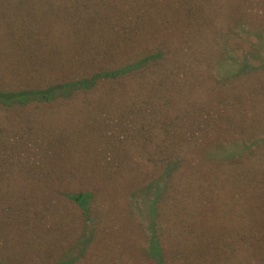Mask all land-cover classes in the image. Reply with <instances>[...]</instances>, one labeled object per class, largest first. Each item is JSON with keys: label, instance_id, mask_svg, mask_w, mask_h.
I'll use <instances>...</instances> for the list:
<instances>
[{"label": "rangeland", "instance_id": "rangeland-1", "mask_svg": "<svg viewBox=\"0 0 264 264\" xmlns=\"http://www.w3.org/2000/svg\"><path fill=\"white\" fill-rule=\"evenodd\" d=\"M156 1L158 11L163 0ZM219 3L227 15H211L202 30L185 21L178 32L135 30L141 43L154 31L165 50L145 70L136 105L0 106V263L148 264L146 211L158 185L171 180L175 156L185 173L176 194L169 189L172 205L184 204L191 226L198 220L205 255L212 257L220 216L234 199L244 196L252 218L253 176L261 192L254 214H264V0ZM148 7L144 0H0V87H43L114 68L115 57L105 62L110 41L132 32ZM157 103L167 113L151 109ZM242 119L250 123L237 127ZM159 124L171 144L153 169L149 143ZM172 128L181 131L176 145ZM219 144L233 155L218 154ZM241 171L244 180L234 174ZM84 191L92 193L86 216L65 198Z\"/></svg>", "mask_w": 264, "mask_h": 264}, {"label": "trees", "instance_id": "trees-1", "mask_svg": "<svg viewBox=\"0 0 264 264\" xmlns=\"http://www.w3.org/2000/svg\"><path fill=\"white\" fill-rule=\"evenodd\" d=\"M144 1L148 3L149 7L145 11V14L138 13L136 19L131 22L133 23L134 30L132 32L127 31L123 38L117 37L115 40L110 41L111 47L109 45L108 48L110 49L108 53L111 55L109 57L105 56V62L109 66V61L112 57H115V62L111 63L116 65L114 68L100 69L98 72H93L90 75L77 77L66 82H50L43 87L30 86L27 89H6L0 87V106L24 107L31 104H65L71 101L84 104L93 103L95 105L92 107L96 109L105 106L109 107L112 106L110 104L115 105V102L119 103L120 101L121 103L130 101L134 104L129 105H136L140 97L138 90L142 85L143 89L147 87L146 82L144 84L142 82L143 78L146 77L145 70L150 68L151 65L157 66L165 50L163 46H158L160 40L159 37L153 36L154 31L149 32V37L145 34V41L143 40L141 43L140 40L136 41L133 39L132 35L136 34L135 30L140 29L139 32L147 30L143 28H146L147 24L156 25L158 28H166L170 25L169 28L174 26L172 32H178L179 25L176 26V24L183 21L188 22L190 25L195 23L194 26L198 24L199 30H202V27L206 28L212 23V20H210L211 15L215 16L216 13L222 11L227 15L226 10H228L224 8V4L219 3L226 0H163L158 11L154 8L156 0ZM75 2L76 4L78 3L77 1ZM151 10H153V15L149 17L148 13ZM87 49L89 50V48ZM140 84L142 85L139 86ZM139 101L142 100L140 99ZM151 109H154L160 115L167 113V110H161V105H158V103L157 105H152ZM61 116L63 117L64 115ZM76 116L80 115L76 114ZM248 123L250 122L242 119L236 125L237 127H245ZM157 128L160 130L157 131L160 136L156 135V140L154 142L151 140L149 143V146L152 145V149H154L153 156L150 158L153 169L156 168L158 162L163 161L171 144L167 139L162 140L163 136L161 133L165 130L164 127L159 124ZM172 130H174L172 142L176 145V140L181 137V135L180 137L178 136L181 131L176 128H172ZM259 141L260 143L264 142V137L260 138ZM251 144L255 145V142L254 144L251 142ZM246 145H248L245 146L247 149L252 147L249 143ZM238 146L239 144H237ZM235 149L236 147L234 148V155H236ZM216 150L223 157L225 155H233L230 149H226L220 144L216 147ZM176 157H174L172 163L169 162L167 164L168 168L172 166V168H169L167 176L168 178L171 177V180H165L164 183L161 182L158 185L156 197L146 211L148 234L146 246L143 249V256L148 261V264H264V234L262 233L264 214L260 216L254 214V209H256L261 193L260 191L258 192L260 183L255 180L256 176H253L254 180L250 186L255 193V203L254 199H251L253 207L252 218H250V212L243 208V195L240 198L234 199L233 207H225L222 213L223 219L220 216L221 224L217 229H220V232L215 228L219 239L217 244L210 247V249L215 248L213 252H209L212 255L211 257L205 255L200 250L203 248L204 234L201 228V234L197 235L198 228L195 227V223L198 220L195 219L194 225L191 226L190 221L192 218L187 216L186 211L183 210L184 204L182 203L181 206L172 205L173 195L169 189L172 191L175 188L173 194H176L182 185L185 173L183 171L185 164H180L179 166ZM132 168L133 163L131 162L129 171ZM241 172L242 174H234L241 175L240 180H244L246 176L243 175V171ZM141 176L143 175L141 174ZM177 176H180L178 179L179 183L173 182ZM191 176L196 179L195 175L191 174ZM236 176H234V181L239 180ZM238 185H240L239 181ZM237 193L240 194L242 192ZM165 197L169 199H165ZM65 198L75 205L84 216L87 215L92 201V193L90 191L75 194L65 193ZM210 213L207 212L205 215L209 216ZM202 215H199L198 219L201 220ZM210 226L213 227L211 222ZM188 234H190L189 240L187 239ZM80 242L81 246L85 249L87 242ZM80 255H83V251ZM62 264L71 263L67 261Z\"/></svg>", "mask_w": 264, "mask_h": 264}]
</instances>
